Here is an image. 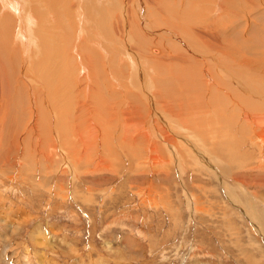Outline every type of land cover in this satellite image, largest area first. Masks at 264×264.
<instances>
[{"label": "rangeland", "instance_id": "374dc122", "mask_svg": "<svg viewBox=\"0 0 264 264\" xmlns=\"http://www.w3.org/2000/svg\"><path fill=\"white\" fill-rule=\"evenodd\" d=\"M67 3H61L64 12L60 15L59 32L65 28V22L71 20L72 30L75 29L72 27L73 22L78 20L81 21L84 30H87L88 24L81 20V15L83 14L85 19H90L93 17L92 13L90 15L93 10H88L90 6L86 3V7L66 5ZM55 13L59 17V12ZM252 14L241 20V24L247 26L250 25L249 22L252 24L255 19ZM236 22L237 19H233L225 27L229 30L234 29ZM151 23L149 26H152V29L157 31L160 29ZM123 27L129 36L134 34L131 20ZM36 31H39L38 27L31 24L30 32L34 34ZM248 39L247 42H250L251 37L248 36ZM89 40L93 42L92 39ZM214 43L215 46L224 47V44L216 40ZM16 45L24 82L39 88L38 75L47 68L51 70L53 65H46L44 58L40 57L33 38L27 37L25 42L19 41ZM126 51L133 56L139 54L131 48ZM80 56L77 49L72 59ZM235 59L239 62L241 58ZM119 61L122 63L126 60L121 58ZM108 64L112 67L114 62ZM122 65L123 68L126 67V72H131L127 62ZM10 68L11 70L6 68L8 73L13 70ZM146 68H151L152 76L157 75L152 66L148 65ZM124 72L123 69L119 74L122 75L125 85L126 83L130 85L134 77L126 79ZM246 74L248 78H245V82L250 84L249 80L255 78V75L251 69H248ZM127 80L129 81L126 82ZM87 84L90 82L87 81ZM90 87L94 90L95 84ZM128 90L124 92L123 100L122 93L115 88L114 104L112 99L109 105L113 108L109 107L108 110L115 112L119 110L115 114L120 122L115 123L116 121L112 120L115 126L110 122L114 129L112 130L109 124V129L113 131L109 130L110 136H113L109 142L104 144L102 138L92 140V135L85 130L87 126L84 129L82 126L84 131L81 135L85 132L87 135L85 137L95 146L93 144L90 146L87 140L88 146L92 149L88 147L86 150L84 140L85 149H82L81 153L80 148L78 154L76 149L80 147L81 137L84 135L79 137L74 157L68 158V160L71 158V163L75 167L69 168L66 162L64 168L60 154L48 159L42 150V144L39 142L43 137L37 123L42 108L39 107L40 103L37 104L38 100H35V92L32 95L34 97L32 106L35 107L33 115L25 114L21 117L22 120L15 114V119L10 120L14 119L18 125L16 123L13 125L14 121L12 123L9 120V127L13 132H7L8 141L0 145V264H264V162L260 165L259 160L257 161L264 153L259 147L248 145L251 137L256 135L258 138L264 137V121L261 118L253 120L251 124L242 128L241 134L240 127L244 123L239 119L237 122L222 119L227 124L225 132L209 121L202 135L198 130L201 129V123H196L195 115L191 117L193 113L189 110L192 109L186 106L185 109L180 104V110H183L180 112L167 100L169 105L164 110L160 107L154 108V101L151 103L152 106L149 105V109L145 107L140 109L138 119L142 121V117H148L141 128L139 123H134L137 120L130 114L132 113L130 104L127 108L122 103L126 100L128 102V94L132 93L135 98H139L141 106L145 105L142 102L144 99H141L144 95L140 93V97L136 94L137 90L130 87ZM83 93L79 94V100ZM231 98L237 101L230 93L226 97L225 105H228ZM116 100L119 104L115 105ZM260 100L264 101V98H257L255 102ZM84 102L82 105H85L84 111H89L85 113V117L94 122L90 121L92 123L90 126L97 129L98 124L94 119H88L93 114L88 99ZM167 103L163 106H167ZM78 106L73 109V103L69 109L75 116L79 108H82L81 105ZM243 106L245 110L241 111L255 113H252L251 118L264 116V104L258 108H249V111L247 104ZM122 109L127 114L131 112L127 115ZM220 110L218 109V112ZM175 111L180 112V115L187 114V111L189 113L187 117H190L185 118L183 114L177 118L173 115ZM157 112H163L164 119L160 115L156 116ZM210 114L212 116L214 110H211ZM114 115L111 114L109 118L114 119ZM125 116L131 119H126ZM84 120L88 123L83 118V124ZM124 120H128L129 124L131 122L128 124L131 128ZM163 121L168 123V126ZM121 124H125V128ZM253 124L256 126L255 133H252ZM6 127L7 120H1L0 128L4 131ZM127 127L128 130L130 128L135 131L131 138L129 136L132 132L129 130L128 133ZM163 129H166V132L161 134ZM156 130L166 143L175 147L173 152L178 155H173L171 150L165 147L161 136L157 138ZM142 131L149 133L145 134V138L148 135L151 142H144ZM167 133L171 135L170 138ZM245 136L248 137L244 138ZM242 139L245 152L238 148ZM121 141L126 145H122L123 149L120 147ZM148 142L150 147L154 144L158 154L164 156V162L168 163L165 168L158 162L152 164L151 155L145 154ZM227 142L232 143L229 150H225ZM263 143L264 138L261 141L264 147ZM103 149L105 151L102 153ZM232 154H235L234 158L227 162L229 158L226 156ZM239 154L247 155L242 157ZM76 157L80 158L77 164L73 159ZM97 160L102 161L101 164H96ZM106 160L110 161L107 163L114 169L112 167L108 170L105 167Z\"/></svg>", "mask_w": 264, "mask_h": 264}, {"label": "bare ground", "instance_id": "6f19581e", "mask_svg": "<svg viewBox=\"0 0 264 264\" xmlns=\"http://www.w3.org/2000/svg\"><path fill=\"white\" fill-rule=\"evenodd\" d=\"M62 2H68L66 5L71 6L86 7L85 3L90 6L88 10H93L90 12L93 17L86 18L88 23L83 14L81 15V20L88 24L87 30H84V26L79 20L73 22L72 27L75 29L72 30L71 20L66 21L65 28L59 32L60 15L64 12ZM55 11L59 12V17ZM73 13H75V9H73ZM250 13H253L255 21L253 20L252 24L249 22V26L242 25L241 20H244ZM233 19H237L238 22L235 23L233 30H229L225 26ZM129 20L132 22V32L134 33L130 36L123 27ZM150 22L154 27L158 26L160 29L158 31L152 29V26H149ZM31 24L36 25L39 31L34 34L30 32ZM248 36L252 39L250 42H247ZM27 37L33 38L39 55L44 58L46 65H53L51 70L47 68L38 75L39 88H34L29 82H24L23 68L16 43L25 42ZM89 39H92L93 42H90ZM215 40L224 44V47L215 46ZM57 48L58 50H56ZM129 48L139 54L129 55L126 51ZM77 49L81 55L80 59L77 57L72 59L73 53ZM246 56L248 58H243ZM120 57L126 60L125 62L131 69L130 73L126 72V67L123 68L122 63L125 62L121 63ZM235 58L241 59L237 63ZM110 62H114L112 67L108 64ZM148 65L155 69L156 76H152L151 68H146ZM10 67L15 71L12 70L11 73H8L7 71L11 70ZM123 69L126 79L134 77L130 85L127 83L125 85L122 75L119 74ZM248 69H251L255 75V78L249 80L253 84L245 82V78H248L246 74ZM239 71L241 73L238 74ZM251 76L253 77V75ZM87 81L90 84H87ZM93 84H95L94 90L90 87ZM126 86L137 90L136 94L139 96L140 93L144 95L141 99H144L142 102L145 105L141 106L138 102L139 98H135L132 93L128 94V102L126 100L122 103L126 107L130 104L132 113L130 111L127 114L124 109L122 110H124V114L134 115L133 119L137 120V122L134 121L135 124H141L137 117L140 109L147 108L153 101L154 103H167L168 100V102H172L175 110L176 108L181 109L180 104L183 108L185 106L191 108L192 110L188 109L193 113L191 117L195 115L196 123L200 122L202 125H200L201 129H198L202 135H204L206 125L211 119V110L220 109L230 93L235 96L237 102H233V104L239 110H245L243 104H247V111L249 108H258L264 104L263 100L255 102L257 98H264V0H0V98H3L0 100V122L7 120L6 129L3 131L0 128V145L4 141V143L8 141L9 133L7 134V132L12 131V128L9 127L10 121L12 123L14 121L13 125L17 124L14 120L15 114L22 119L23 115L33 113L35 107L32 106L34 102L32 95L35 92V100H38L37 104L40 103L39 107L42 108L41 114L38 110L37 121L43 137L42 139L37 137L38 140H41L39 143L42 144V150L48 159L60 154L63 167L66 162L69 168L75 167L71 163V158L69 160L68 158L74 157V151L78 150L79 154L82 149H85L83 148L84 140L86 150L88 147L92 149L90 144H93L85 137L87 136L85 132L81 135V132L84 131L82 126L83 129L87 126L85 130L87 129L86 132L92 135V140L102 138V142L106 144L113 137L110 134L115 123L120 122L116 116L119 110L117 112L113 110L114 113H112V110L109 111V105L112 99V102L115 100L113 96L116 95L115 88L119 90V93H122L121 97L125 100L124 92L128 90ZM250 86L252 87L250 88ZM87 92L91 94H87ZM82 93L83 96L79 100V94L82 95ZM84 97H87L93 112L92 117L88 119H94L100 126L99 129L97 126V129L94 127V130L90 126L94 122L85 117V113L89 111L83 109L85 105H82L86 100H82ZM122 99L120 100L122 101ZM117 101H115V105L119 104ZM73 103V109L76 106L78 108V105L82 107L79 108L76 116L74 112L69 111ZM114 109L116 108L114 107ZM75 111L77 110L75 109ZM107 111L113 115L116 113L113 116L115 118H109L111 114H108ZM179 113L175 111L173 115L180 118L184 114L180 115ZM186 113L189 115L187 111ZM252 113L254 112H247L245 116L249 120L261 118L264 121V116L251 118ZM187 114H184L185 118ZM157 115L164 119L163 112H157ZM130 117L125 116L126 119ZM11 118L14 119L10 120ZM83 118L89 124L85 120L83 124ZM112 120L116 122L114 123ZM215 120L217 123L223 122L219 117ZM110 122H113L114 125L112 126ZM124 122L129 124L128 120H124ZM121 123L123 122L121 121ZM134 123L132 122V124ZM109 124L112 126V130L109 129ZM129 127L131 128V126ZM126 130L129 133L128 127ZM130 132H132L129 136L131 138L135 131L130 130ZM116 133L118 137V132ZM136 134L138 135V133ZM80 136H83L80 144L77 143L80 147L75 150L76 142ZM109 136L110 139H108ZM170 136L168 134L169 138ZM246 137L248 136L244 138ZM261 137L258 138L257 135L251 137L248 145L259 147L260 151L264 153V147L261 144L264 137L262 139ZM243 139L240 141L241 143H243ZM87 140L90 146H88ZM122 141L120 147L126 146ZM93 146L95 145L93 144ZM225 146L228 148L229 144L227 143ZM128 149L130 150V148ZM155 150L157 151V149ZM104 151L105 149L101 152ZM173 151H171L173 155H178ZM240 151H244V149L241 148ZM156 153V162L165 168L168 163L164 162V156L158 154V151ZM239 155L246 157L247 154ZM257 157L259 156L257 155ZM73 159L75 164L80 162L78 157ZM262 160L264 161V154L257 159L260 165ZM151 161L152 164H155L152 156ZM101 162L97 160L96 164H101ZM105 167L109 170L113 166L108 163L105 164ZM161 170L165 171L162 168Z\"/></svg>", "mask_w": 264, "mask_h": 264}, {"label": "crops", "instance_id": "0c3cea01", "mask_svg": "<svg viewBox=\"0 0 264 264\" xmlns=\"http://www.w3.org/2000/svg\"><path fill=\"white\" fill-rule=\"evenodd\" d=\"M233 102H237V101H233L232 100V98H231V100H230V102L228 103V105H225L224 104V106H222L221 108H223V110H220L219 112H218V110H214V114L211 116V114H210V116H211V119L209 120L213 125H215V126H218L221 130H223L224 132L226 131V129H225V126L227 125L225 122H222V123H217L216 122V120H215V118H217V117H219V118H221V119H223V120H226V121H233L234 122V120L237 122L238 121V119L241 121V123L243 122L244 124H241V127H240V134H241V130H242V128L245 126V125H248V124H251L252 122H253V120H249V118H247V116H245V114H247V112H245V111H241V110H239V108H237V106H235V104H233ZM163 104L164 103H154V108L155 107H160V109H162V110H164L166 107H168V105H169V103H167V106H163ZM233 104V105H232ZM150 106H152V104H150ZM151 108V107H150ZM220 108V109H221ZM146 109H149V106L146 108ZM148 117L146 116V117H142V121H141V124H140V127L141 128H143L142 126L144 125V121L147 119ZM164 122V121H163ZM168 122V121H167ZM164 124L166 125V126H168V123H165L164 122ZM165 126V127H166ZM163 127V126H162ZM146 129V128H145ZM182 130H184V131H186V129H182ZM157 132H156V136H157V138H160V136H161V139H162V135L161 134H163L164 133V131L166 132V129H163V131H162V133L160 134V132H158V130H156ZM167 131H168V129H167ZM255 132H257L256 131V126L253 124L252 125V133H255ZM227 133H228V129H227ZM240 134H239V138H240ZM158 135H159V137H158ZM142 136V135H141ZM155 136V135H154ZM142 137H144V142L145 143H147V141H150L151 142V138L147 135L146 137L147 138H145V135H143ZM197 138V137H196ZM238 138V139H239ZM164 140L162 139V142H163ZM165 142V141H164ZM163 142V144L165 145V147H167V149L168 150H174V148L175 147H171L168 143H164ZM228 144H229V146L231 147L232 146V143L231 142H227ZM227 143H225V145L227 144ZM150 143L148 142V144H146V146L147 147H145L146 149H145V154L146 155H151L152 157H153V159H154V161H155V164L157 163L156 162V150L154 149V144L152 145L151 144V147H150V145H149ZM172 144V143H171ZM150 147V148H149ZM192 148H194L193 146H192ZM238 148L239 149H241V148H243V146H242V143H240L239 144V146H238ZM238 149V150H239ZM225 150H229V147L227 148L226 146H225ZM144 151V150H143ZM147 152V153H146ZM210 152V151H209ZM202 154H204V153H202ZM234 156H235V154H232V155H227L226 157L227 158H229V159H227L228 161L227 162H229V160L231 159V158H234ZM107 162H110L109 160H106V163ZM264 161H262V163H263ZM108 164V163H107ZM154 164V165H155ZM264 164V163H263ZM236 179V178H235ZM236 182H239L238 180L236 181Z\"/></svg>", "mask_w": 264, "mask_h": 264}]
</instances>
